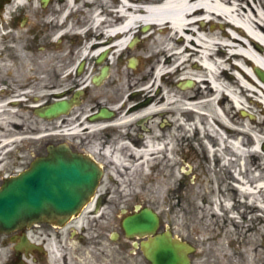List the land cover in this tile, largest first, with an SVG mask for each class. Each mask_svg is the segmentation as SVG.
Listing matches in <instances>:
<instances>
[{
  "label": "rangeland",
  "instance_id": "obj_1",
  "mask_svg": "<svg viewBox=\"0 0 264 264\" xmlns=\"http://www.w3.org/2000/svg\"><path fill=\"white\" fill-rule=\"evenodd\" d=\"M96 1L101 4L105 0ZM162 1L140 0L138 6L159 4ZM8 2L10 3V0H0V20L1 13L7 16L6 20L0 22V59L5 58L10 69L4 72L0 70V84L6 81L10 83L16 77L24 76L28 91L20 93L19 98H24V102L28 99L26 102L28 105L14 106L8 118L0 115V187L4 179L19 175L27 170L35 159L46 156L47 147L57 142L54 122L43 121L34 111V106H38L39 101L43 99L41 96L43 88L39 89L38 86L41 56L55 54L57 50L59 53L70 54L88 37L90 38L91 34L95 36L96 42H102L101 36L104 31L102 23L108 20L114 22L116 19L110 18L108 11L114 15L117 9L115 0L109 7L105 6L107 13L100 11L102 6L99 5L95 17L100 19L101 27H94L91 24L84 28L81 22L90 23L92 19L88 12L80 10L77 12V7L82 8L81 5L84 4H76L71 14H66L59 23L50 24L48 16L60 17L58 9L64 1L50 0L43 6L41 0H25L24 5L16 8L13 3L6 6ZM52 9H54L52 15H49ZM24 19L26 21L22 25ZM221 24L224 22H219L218 29ZM207 27L210 29V26ZM224 28L228 27L224 25ZM83 29L86 33H80ZM61 31H64L60 37L63 40L62 45L55 48L56 51L45 52L42 45L53 40L56 42L55 36ZM152 32L158 33L159 30L149 29L145 32L138 25L134 31L135 37L133 36L137 43L121 55L122 61H118V57H114L112 53L108 54L106 64L109 66L112 79L117 73L124 77L125 72L132 75H139L140 71L150 72L152 66L156 65L155 56L143 52L147 49L145 39ZM154 37L151 39L152 43ZM131 58H142V64L136 70L128 66ZM168 58L163 56L161 61L165 62ZM88 59L92 60L86 57L84 61ZM168 63L170 69L176 62L169 58ZM45 68L46 74L48 67ZM50 72L52 74V68ZM168 78L169 91L177 96L189 93V96L193 97L191 100L193 102L207 101L211 98V95L197 84L191 89H180V82L188 81L182 79L180 73L169 75ZM132 85L133 80L125 78L123 87ZM0 89H3L1 85ZM49 93L48 90L44 91L46 99L50 98ZM130 94L134 96V93L126 92V95ZM187 100L190 102V99ZM133 101L134 99L130 102ZM262 102L264 103V100ZM255 103L254 99H249L246 101L247 107L233 110L231 116L234 117L230 125L217 123L214 111H208L207 108L199 115L204 118L197 119L193 111L174 110V105H169V121L178 117L180 124L169 123L164 130L159 128L157 122L151 126L158 137L165 131L169 132L167 145L169 150L164 146L155 151L151 159L141 165V172L136 170V163L146 160V157L135 163L133 157L138 159L139 155L136 152L142 148L138 150L136 142L134 144L131 140L124 139L118 143L116 152L123 158L122 165L119 166L113 161L116 152L102 159L95 158L102 166L104 176L93 200L83 212L74 216L64 226L57 229L51 225L42 226L43 238L34 239L38 241L40 250L28 253V264H149L141 250L142 240L125 237L111 240V234L118 230L119 224L118 219H114L115 215H120L121 209L132 210L134 204L160 211L163 225L169 224V231L178 240L196 247L197 252L192 255L191 264H248L247 251L252 227L249 216L252 206H257L259 201L255 198L253 202L248 194L240 191L238 187L240 183L235 184L234 190L230 191L228 185L226 183L222 185L220 179L213 174L228 181L230 177L228 171L231 169L233 176L238 179L264 177V111L262 112ZM227 104L222 101L215 104L216 112L225 119H229L224 112V106ZM135 122L130 124L134 125ZM130 124L120 126L123 133L128 132ZM197 129L200 130L199 134ZM137 131L135 128L132 132L135 138L139 134ZM209 134L213 136L211 139L208 137ZM219 138L223 141L222 145H217ZM150 140L144 141V145ZM230 141L232 143L241 141L240 149L244 150L245 155H239L238 151L230 148ZM156 144L157 147L161 146L160 143ZM187 155L189 159L186 158ZM205 161L209 162L210 167L208 169L210 172L206 173L205 177V180L207 177L209 179L208 184L201 182L204 179L202 174L200 182L191 184L184 175L185 163L196 167L199 174L201 170L198 167ZM157 166L159 167L155 172ZM227 203L230 208L220 205ZM236 205H239V208ZM4 239L5 236L1 237L0 242ZM263 241L258 237L256 242L260 246ZM0 250V264H7L12 254V246L8 242L4 245L0 243ZM258 253L260 254L258 257L264 254V247L260 246ZM263 261L260 259L259 263Z\"/></svg>",
  "mask_w": 264,
  "mask_h": 264
},
{
  "label": "bare ground",
  "instance_id": "obj_2",
  "mask_svg": "<svg viewBox=\"0 0 264 264\" xmlns=\"http://www.w3.org/2000/svg\"><path fill=\"white\" fill-rule=\"evenodd\" d=\"M62 1L64 3L58 9L61 16L56 18L48 16L50 24L59 23L66 14H71L76 4H84V6L81 5L82 8L85 5L89 6V9L85 12L92 15L91 22L83 21L81 26L87 28L92 24L94 27H101L103 24L104 31L102 32L103 36H101L103 41L96 42L95 36L91 34L82 49V55H86L89 53V49L94 47L93 56L98 55L100 52H107L121 59L122 53L127 51L128 44L131 46L130 49L136 45L137 39L132 43L129 42L134 36L133 32L138 25L144 28L145 32L149 29H158V33L152 32L147 36L145 39L147 49L143 50L145 54H150L156 58L155 73L153 74L154 83L158 81L161 75L174 76L180 73L182 79L192 82L191 88L196 84L200 85L201 89L203 88L206 93L211 95V98L207 101L193 102L191 101L193 97L189 96V93L177 96L170 91H166L160 98L156 99L155 105L150 106L147 110L138 114L120 116L116 120L117 125L124 126L133 123L140 115L158 112L169 107V105H174V110L194 111L197 119L204 118L199 116L204 108H207L208 111L213 110L216 122L226 125H230L231 119L234 117L231 116V112L247 107L246 101H249V99H254L255 104L262 109V112L264 111V103L262 102L264 100V83L253 72L255 69L264 72V0H163L159 4L150 3L142 7L138 6L140 0H115L117 9L114 15L109 11L108 15L116 20L114 22L108 20L104 22L105 24L100 23V19L95 17V12L100 5L104 7L103 12L107 13L105 6L112 5L113 0H105L106 2L104 1L101 4L96 0ZM24 3L25 0H18L15 8L24 5ZM53 10L49 12V15H52ZM79 10L80 6L77 7V12ZM220 21L224 24H221L220 29H218ZM224 25L230 28L229 31L224 28ZM207 26H210V29ZM63 33L64 31L58 32V34L56 32L54 35ZM153 37L152 43L151 39ZM244 39L247 40L244 41ZM163 56L172 58L176 62L174 66L169 69V65H167L169 61H161ZM134 60L135 67L132 70H136L137 66L142 64V58H135ZM0 61V70L2 72L8 71L10 67H8L7 60L3 58ZM40 70H42L41 64L38 66V74H40ZM136 76L125 72L121 81L122 86L125 85V78H131L134 86L137 85L136 78L138 76ZM41 80L39 77L38 86ZM180 83L184 82L181 81ZM180 89L187 90L188 88ZM4 93L5 91L0 92L4 97V100L0 102V115L8 118L12 108L9 103H6L7 99ZM187 99H190V102ZM184 100H187V102ZM217 101L228 103L224 106V112L227 113L229 119L218 115L215 109ZM130 103L129 98L125 99L121 108ZM180 122L178 117L169 121L170 124H180ZM246 130H248L247 127ZM71 131L72 133L77 132L74 128ZM215 136L217 137V135ZM222 142L219 138L217 145H222ZM155 144L154 140H150L149 143L147 142L144 145L143 149H138L139 152H136L139 155L138 159L132 155L135 163L146 157V160L136 163L137 166L134 165L138 172H141V165L149 161L154 152L160 149ZM240 145L241 141L229 142V147L243 156L245 153L244 150L240 149ZM166 149L169 150V148ZM113 158L117 165L123 164V158L117 152ZM260 177L258 179L254 177L252 179L248 177L238 179L234 176V181L236 185L240 183L238 185L240 191L248 194L253 202L255 198L259 201V207L252 206V214L249 219L259 220L256 214L258 211L261 214V220L264 221V177ZM220 205L230 208L228 207L229 203ZM236 207L239 208V205H236ZM249 237L247 257L248 261L252 262L253 253L258 251L257 238L262 237L264 240V225L258 229L253 228ZM5 243L6 241H3L2 244Z\"/></svg>",
  "mask_w": 264,
  "mask_h": 264
},
{
  "label": "flooded vegetation",
  "instance_id": "obj_3",
  "mask_svg": "<svg viewBox=\"0 0 264 264\" xmlns=\"http://www.w3.org/2000/svg\"><path fill=\"white\" fill-rule=\"evenodd\" d=\"M88 9V7L80 8V12H85ZM101 9L102 10L100 11H104V7ZM10 30H12V27ZM83 31L85 32L84 29ZM88 39L89 37L76 51H71L70 54L59 53V50H57V53H50L44 57L41 56L40 59V64L43 70V72L42 70L40 72L43 74H39L38 78L40 77L42 79L39 83V89H41V87L43 88V92L41 91L43 99L39 101L37 106L39 110L44 111L51 104L60 101H67L72 105L67 113L61 114L54 119H42L43 121L54 122L53 124L57 130V142L55 145H66L73 153L92 158L97 163L98 161L95 158L102 159L109 154L113 155L119 147L118 143L123 142L122 140L124 139L131 140L134 144L136 142L138 149H143L144 141L147 139L160 143V148L164 146L168 148L169 132L165 131L163 135L158 137L157 133L154 134L151 126L156 122L159 123L158 125L161 130H164L165 127L169 126V107L163 108L158 112H149L140 115L135 124L131 125L126 133H123V130L120 129V125L116 124V120L120 116L125 114H138L141 111L147 110L150 106L155 105L156 99L160 98L166 91H169L168 76L161 75L158 81L154 83L153 74L155 73L154 68L156 66L154 65L150 72L140 71L138 73V77L136 76L137 85L124 88L121 84L123 77H121L119 73H117L116 76H113L112 79L109 66L106 64L109 53L100 52L98 55L93 56V54H91L95 49L93 47L92 49H89V53L82 55V49ZM53 41L43 44L42 49L45 52L56 51V46L62 45L63 42V40L59 38H57L56 42ZM86 57L91 58L92 60L90 61L88 59L87 61H84ZM119 60L121 61L122 57L121 59L118 58V61ZM167 61L169 60H166L165 62ZM168 64L169 63H167V65ZM140 65H138L137 68ZM46 66L48 67V71L45 74L44 69H46ZM51 68L52 74L50 72ZM6 82L0 84L3 88L0 89V92L5 91L4 94L7 99L6 103H9L11 108L19 104L23 107L27 106L28 103L26 104V102H28V99L24 102V98H19L20 93L23 94L28 91L25 77H16L14 81L11 80L10 83ZM45 90L50 91L49 99H46L47 97L44 94ZM125 91L132 94L134 93V96H131V94L126 95ZM1 97L2 100H4L3 95H1ZM128 98L130 101L133 99L134 101L121 108L123 101ZM189 125H191V123ZM73 128L77 131L76 133H72L71 129ZM135 128L138 129L137 132L139 133L136 136L137 138L132 136V132ZM197 131L199 134L200 130L197 129ZM208 137L211 139L213 136L209 134ZM156 157L157 156H155V158ZM186 158L189 159V155H187ZM184 166V175L191 184L195 185L201 181L200 174H202L204 178L201 182L207 183L209 180L208 177L207 180H205L206 173L210 172L208 170L210 168L209 162L205 161V163L200 164L198 169L201 170V173L199 174L197 173V168H194L193 165L185 163ZM158 167L159 166L155 167V172ZM231 171L232 169L228 171L230 173L229 181L224 180L225 178L223 179V177H220L215 173L213 174L214 177L220 179L222 185H225L226 183L230 188V191L234 190L233 186L236 184ZM106 197L107 196H105V200ZM138 206H140L141 209L147 207L140 204H134L132 210L121 209L120 215H115L116 217L114 219H118L119 221L118 230L111 235L114 234L116 240H120L121 237L126 238L125 232L122 228V221L126 216L135 214ZM150 209L156 213L159 218V232H169V224L166 226L163 225L160 211L153 208ZM256 214L258 216L257 219L259 220L251 219V233L253 228L256 227V229H258L264 225V221L261 220L260 212L257 211ZM45 225L46 224H35L29 228L13 232L9 235H0V238L5 236V239L0 243L6 241L12 246V254L10 255V260H8L7 264H28V253L30 251L34 252L40 250L38 241L34 239L43 238V236H41V228ZM53 228L57 229L56 227ZM259 238L263 240L262 237ZM135 239L144 240L138 237H135ZM260 246L264 247V244ZM260 246L257 243L258 251ZM258 251L253 253V261L248 264H264V261L259 263L260 259L261 261L264 260V254H261V256L258 257ZM192 255L190 256L191 263L193 261Z\"/></svg>",
  "mask_w": 264,
  "mask_h": 264
},
{
  "label": "water",
  "instance_id": "obj_4",
  "mask_svg": "<svg viewBox=\"0 0 264 264\" xmlns=\"http://www.w3.org/2000/svg\"><path fill=\"white\" fill-rule=\"evenodd\" d=\"M46 5L48 0H42ZM134 67V61L130 62ZM264 82V72L255 69ZM191 82L181 85L190 87ZM70 103L56 102L41 118L51 119L67 113ZM103 176L93 160L75 154L66 145L48 146L47 156L36 159L30 168L16 177L5 179L0 187V234H10L36 223L62 226L77 215L94 195ZM128 238H148L141 243L150 264H190L195 249L173 238L170 232L157 234L159 219L149 208L127 216L122 223Z\"/></svg>",
  "mask_w": 264,
  "mask_h": 264
}]
</instances>
